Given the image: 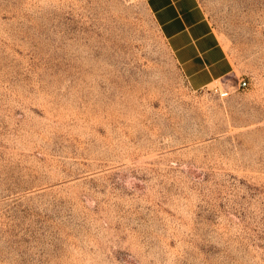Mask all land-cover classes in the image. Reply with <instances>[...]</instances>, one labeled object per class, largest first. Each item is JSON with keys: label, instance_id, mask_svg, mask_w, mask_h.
Masks as SVG:
<instances>
[{"label": "rangeland", "instance_id": "rangeland-1", "mask_svg": "<svg viewBox=\"0 0 264 264\" xmlns=\"http://www.w3.org/2000/svg\"><path fill=\"white\" fill-rule=\"evenodd\" d=\"M199 2L202 90L144 0H0V264H264V0Z\"/></svg>", "mask_w": 264, "mask_h": 264}, {"label": "crops", "instance_id": "crops-1", "mask_svg": "<svg viewBox=\"0 0 264 264\" xmlns=\"http://www.w3.org/2000/svg\"><path fill=\"white\" fill-rule=\"evenodd\" d=\"M187 83L202 90L225 82L232 63L199 0H144Z\"/></svg>", "mask_w": 264, "mask_h": 264}, {"label": "built area", "instance_id": "built-area-1", "mask_svg": "<svg viewBox=\"0 0 264 264\" xmlns=\"http://www.w3.org/2000/svg\"><path fill=\"white\" fill-rule=\"evenodd\" d=\"M215 91H216V90H215ZM227 95H228L227 93H223V94L220 93V96H221V97H225V96H227Z\"/></svg>", "mask_w": 264, "mask_h": 264}]
</instances>
